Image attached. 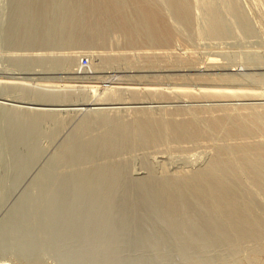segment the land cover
<instances>
[{
    "label": "rangeland",
    "instance_id": "obj_1",
    "mask_svg": "<svg viewBox=\"0 0 264 264\" xmlns=\"http://www.w3.org/2000/svg\"><path fill=\"white\" fill-rule=\"evenodd\" d=\"M52 1L0 0V260L11 258L19 264L252 263L253 250L261 248L253 239L242 240L230 228L229 232L234 238L229 241V238L216 236L215 233L219 232L211 227L215 238L210 237L212 232L208 225L209 222L213 225L215 220L203 205L197 204L185 189L178 191L183 193L176 195L174 204H169L159 188L166 178H169L172 187L175 182L173 176L176 174L198 172L207 167L215 154L214 144L229 140L222 138V135L212 134L213 137L209 140L206 137L202 141L167 139L168 141H163L170 146L161 140V143L147 141V144L144 136L139 134L141 140L137 136V125L133 126L137 124L136 119L132 121L131 118L134 119L132 115H137L135 110L139 108L146 111L151 109L157 116L163 115V112L168 115L165 114L167 109V113L175 112L177 116L176 112H181L180 109L192 111L201 108L213 112L220 110L221 113L227 107L239 108L240 105V108L257 105L264 109V0H188L190 7L194 8H191L192 21L186 23L176 13H169V20L180 29L174 27L179 30L180 34L177 31V35L181 36H176L175 39H179L177 46L173 45L175 48L164 49L166 53L161 51L163 55L160 51L157 52L162 56H158L163 59L162 64L160 58L157 59L159 62L155 61L158 54L150 53L156 57L151 60L160 64L153 63L152 66L148 60L153 56L149 58L150 54L144 55L148 51L145 49L146 52L141 53L144 48L140 50L139 47L138 51L133 48L139 54L132 48L127 52L129 54H125L127 56L123 54L126 57L124 59L131 61V64L123 58L121 59L124 61H121L119 57L122 53L116 54L120 62H113L116 61V47L122 43L125 47L126 40L122 36L124 32L114 31L115 28L111 27L107 32L110 37L105 35L104 40L101 39L102 36L99 39V34L88 32L89 20L97 18V15L87 13L89 10H82L89 9L87 0ZM166 1L169 3V0L159 2L167 8L169 4ZM74 2L81 4L78 10H74L78 13L75 18L67 17L72 11H68L69 7L74 5V9L77 8ZM52 4L53 11L52 6L49 7ZM47 8H51L54 13L50 14L49 11L50 15H47V11V17L39 13L45 14ZM81 12L87 13L89 18ZM65 13L68 15L65 16ZM77 17L81 19L78 20ZM84 25H88V29L80 28ZM71 26L78 28L72 30ZM67 27L71 28L69 33ZM69 34H74L75 38L80 34L79 41L81 38L89 39L85 46L89 48H84L85 42L81 41L79 44L74 39L81 47L78 50L75 46L77 49L70 52L68 46L72 47L75 43L71 44L73 39L70 38L73 36L70 37ZM90 38L97 40V44L99 40H103V43L105 41L109 52L103 50L107 48L99 49L103 43L99 42L98 46ZM88 42L94 45L91 50L98 51H89L92 44ZM187 43H190L189 49L186 48ZM119 49L120 52L123 51L122 47ZM104 51L107 55L113 51L114 56L110 53L107 58ZM102 54L107 61L112 59V62L105 63L107 61L103 60ZM178 58H187L189 64L181 63L179 66L176 62L172 63ZM210 58L217 61L213 67H206ZM84 59L88 60L86 64ZM144 60H147V66ZM91 63L96 64L97 68L92 65L95 70L90 68ZM76 69L80 73H75ZM231 70L237 74L233 76L237 79L224 83L212 80L215 85L218 84L216 87L220 85L219 88L232 90L246 88L254 92V95H222L216 99H203L202 96L197 98L198 96L193 95L195 98H192L188 94L179 97L182 92L179 95L175 92L178 91L177 87L186 88L184 85L193 89L197 87L195 90L198 91V87H203L200 81L206 88H213L215 85L210 83L211 80L209 82L203 76L209 74V77H213L217 73L227 74ZM189 77L192 79L187 81ZM199 77L201 80L198 82ZM181 83L185 84L182 86ZM132 86H141L142 91L141 88L137 89V95L136 89L131 90ZM166 87L168 90L163 89ZM241 87L243 88L239 89ZM149 88L154 90L152 94ZM169 89L173 94L171 91L169 94ZM161 90L167 91L168 99L166 96L159 98L156 92ZM107 110L121 126L118 129L121 128L122 133L125 130L128 132L123 134L124 137L120 135V139L117 136L122 142V148L119 146L120 142L117 145L114 143L118 141L115 137L121 131L117 129L116 121L110 118ZM103 111L108 113H105L108 118ZM185 111H182L184 115ZM101 112L104 118L112 122L107 120L105 123L103 120L104 123H96L95 118L100 116L102 119ZM204 114L206 113L201 116ZM180 115L182 114H179L178 119L183 118ZM187 116L189 117L188 112L184 118ZM87 117L93 121L86 120ZM120 117L125 118L123 120L127 121L124 122L126 126L124 123L122 126ZM131 125L135 127V131L133 127L130 129ZM123 127L128 129L122 130ZM111 130L115 132L114 135ZM115 130L120 132L116 133ZM130 130L136 134L133 135L135 138L131 136ZM105 131L111 133V136L107 134L109 139L111 137L110 140L104 134ZM101 134L105 135L106 142L101 141ZM98 135L101 140L96 138ZM128 138L133 139L129 141L131 144ZM260 138L257 136L253 140ZM84 142L93 145L86 146ZM109 145L112 146L111 151ZM112 148L115 151L112 152ZM106 163L112 164V171ZM93 171L95 173L91 174ZM241 174L239 188L248 193L250 207L264 219V194L255 187L250 174L245 171ZM206 226L208 231L203 232ZM259 259L264 264L263 251Z\"/></svg>",
    "mask_w": 264,
    "mask_h": 264
},
{
    "label": "bare ground",
    "instance_id": "obj_2",
    "mask_svg": "<svg viewBox=\"0 0 264 264\" xmlns=\"http://www.w3.org/2000/svg\"><path fill=\"white\" fill-rule=\"evenodd\" d=\"M159 1L158 0H87V2H88L87 4L89 5L88 6L89 9L82 8V10H85V11L89 10V11H87V13L88 12H90V13L92 12L93 14L97 15V18H93V19L89 20V23H90L89 29H88V27H86L88 25H84L82 27L80 26V28L82 29V28L85 27V28L88 29V32L95 33L96 35L99 34L98 35L99 39L102 36L101 39H103V40H104L103 37H105V35H107L108 29L111 28V27H114L115 28L114 31H117L118 32V30H121V31L124 32L125 35L123 34L122 36H124V39L126 40V42L123 40V42H125V47H123L124 46L123 43H122L123 46L122 45L120 46V44L118 45L119 47H116L115 46L116 48H118L117 50H119V52L117 50L114 51L115 52V56H116V61L113 60V62H117L121 58H123V59L126 58L124 56H127L125 54H129L127 52H129V50L131 48H132L133 51L135 50V52H137L139 48H140V50L144 48L143 50H141V53L146 49L148 52L145 53L144 55H146V54L149 55L150 53H153L154 55H157L158 54L157 52H159V51H160L159 53L161 54V51H163L166 48H170V49L171 48H175L174 46H177L176 45L177 44L176 42H178L177 40L181 36V35L180 36L177 35V31L179 33V30L180 29L176 25H174V24L172 25V22L169 20V17H170L169 16V13L172 11V12L176 13L182 20H184V22L189 23L190 20H191V17L193 16V14L191 15V11H193L192 9H194V8L193 7H190V5H191V4H189V1L190 0L189 1L188 0H169V3L166 1L167 4H169V7L167 6V8L166 7H163L162 6V3L160 4ZM31 2H33V1H31ZM38 2H40V1H38ZM51 2H53V1L51 0ZM65 2H68V1H65ZM80 2H82V0ZM84 2H86V0ZM84 2L82 4H84ZM166 2H164V3L166 4ZM28 3L30 5V2H28ZM34 3H36V2H34ZM76 3L78 4V1ZM76 3H75V6L77 5ZM41 4H44V3H41ZM53 4L49 6V7L52 6L51 7L52 8V11H53V6H54ZM80 5L81 4L79 3V5H77V8L76 9H74L75 8L74 5L71 6L73 8L69 7L70 5L69 6L67 5L70 8V9H68V11L69 10H72L73 12L71 11L72 12V16H71V12H70V15L67 14L68 16L65 13V16H67V17L70 16V18L74 16V18H75L76 17L75 14L78 13V12L75 13V11L79 9L78 6H80ZM85 5H86V3H85ZM43 6L44 5H42V7ZM50 9L47 8V10H45V14L43 12H40V11H39V13L40 14L42 13V15H44L45 17H47L46 16L47 11H48V14L47 15H50V14L54 13V12H51ZM49 11H50V14H49ZM64 11H66V10H64ZM64 11H63V14H64ZM68 11H66V12H68ZM32 13H33V11H32ZM81 13L83 15H87V13L86 14H84L83 12H81ZM67 17H65V18H67ZM78 17H81V16H78ZM83 17H85V16H83ZM87 18H89V16ZM79 19H81V18H78V20ZM34 20H36V19H34ZM72 22L73 21L70 22V25H71ZM75 22L76 21H74V23ZM78 23H79V21H78ZM80 23L82 25L83 21L80 22ZM67 24L68 23L66 22V25ZM20 25H18V26H20ZM174 27L177 28V29H179V30H176ZM71 28H72V26H71ZM74 28H76V27H74ZM74 28H72V30H75ZM67 29H68V27H67ZM70 29H68V33L70 32L69 31ZM197 29L199 30V28H197ZM218 31H220V30L218 29ZM111 32H113V31H111ZM74 33H76V32H74ZM70 35L71 34H69V36ZM73 35H71L70 37H72ZM79 35H78V37H79ZM176 36H179L178 39H175ZM73 37L70 38V39H73V40L76 39V40H78L77 43L83 41V42H85V44H83L84 45V48H89L88 46L85 47L86 44H87L86 42L89 39L88 40L85 39L86 40L85 41V40H82V38H81V41H79L80 40V37H79V39H78V37H76V38L75 37L73 38ZM87 37H89V36H87ZM107 37H110V36L107 35ZM93 39L94 38H92V39L90 38L91 41H93ZM73 40L71 41L72 42L71 44L75 43V41H76V40H74V41ZM103 40H102V42L99 40L98 41V44H97V40H94V41H96L95 44H97L99 46L100 45L99 42L103 43ZM174 40H176V41H174ZM64 41H66V40H64ZM182 41H184V40H182ZM173 42H175V44ZM77 43H75V45L73 44L72 47H69L71 45L68 46V49L70 50V52L73 49H77L75 46H77L78 47V50H79V47H81V45L79 46ZM88 43H91V42H88ZM104 43L101 44V45H103V46H101V48L99 46V49L107 48L106 47L107 44H106L105 41H104ZM91 44H92V46L90 47L89 51H94V52L98 51L96 49L95 50L94 49L91 50V48H94L93 43H91ZM185 45H187V47ZM185 45L184 46L189 49L188 45H190V43L189 44L187 43ZM73 46H74V48H73ZM111 47H112V45H111ZM111 47H110V49H111ZM120 47L123 48V51L122 52H120V49H119ZM137 47H139V48H137ZM116 48H114V49H116ZM133 48H136L137 51H136V49H133ZM108 49L109 48L103 49V50H106V51L109 52ZM106 51H104V53H103L104 55L106 54L105 57L110 56V53L111 52L108 53V55H107V53H105ZM133 51H130V52L133 54L134 53ZM149 51H151V52H149ZM165 51L166 50H164V52H162V53L163 54L166 53ZM167 51H168V49H167ZM73 52H74V50H73ZM99 52H100V50H99ZM114 52L112 51V53H114ZM144 52H146V51H144ZM173 52H172V54H173ZM101 53L102 52H100V54ZM120 53H122L121 57L118 56ZM137 53L139 54V52H137ZM103 54H102V56L104 58V55ZM116 54H118V55H116ZM123 54H124V56H123ZM132 54H130V55L133 56ZM153 54H150L149 55V58L152 57ZM163 54H161V55H163ZM141 55H143V54H141ZM161 55L158 54L157 57L158 56H161ZM133 58H134V56H133ZM133 58L131 57V59H133ZM153 58H156V57L153 56L152 58H150L148 60L149 64H151V66L154 65L156 62H159V61L161 62L163 60L160 57H158V58L155 59V61H156L155 62V61H153L154 60ZM179 58L177 59V61H175L176 58H175V60L172 59L173 60L172 63H175L176 62V63L179 64V66H181V63H182V65H184V63L187 64L189 62L187 58H184V59L183 58L182 59H179ZM106 59L104 58L103 60L107 61ZM151 59H153V60H151ZM157 59H159V61ZM111 60L108 59V61L105 62V63H109V61H111ZM124 60H127V59H124ZM124 60L121 59V61H124ZM164 60H165V58H164ZM191 60H194V59H191ZM127 61H129V60H127ZM216 61L217 60L215 58H210L209 61H208L209 64L206 65V67H208V66L209 67L210 66L213 67V65H215V62ZM118 62H120V61H118ZM144 62H145V60H144ZM146 62H147V60H146ZM190 62L192 63V61H190ZM102 63H104V62H102ZM128 63L131 64V61H129ZM172 63L170 65L174 66V64H172ZM191 63H190V65H191ZM156 64H159V63H156ZM161 64H162V62H161ZM178 64H177V66H178ZM197 64L199 65V63H197ZM92 65L93 64L91 63L90 68H92V69L94 68V70H95L97 68L95 66L96 64L94 63V65H93L96 68L93 67ZM142 65H144V64L142 63ZM146 66H147V63H146ZM177 66L175 65V67H177ZM141 67H144V66H141ZM141 67H140V69H141ZM154 67H151V68H154ZM178 68H180V67H178ZM196 68H194V69H196ZM94 70H92V71H94ZM197 72H199V71H197ZM75 73H80L79 72V69H76ZM208 75L209 74H207V76ZM236 75L237 74L236 73H233V71L231 70V72H228L227 74H225V73L224 74H218L217 73V76L211 77L212 76L211 75L210 77L208 76V78H207V76H203V77H205L206 79H208L207 81H209V82L211 80L210 83H212L213 85H215L212 82V80H216L217 83H220L218 81V80H220V81H223V83H224V81L225 82L226 81H232V80H234V78L237 79L236 77H233V76H236ZM140 76H142V75H140ZM168 76H170V75H168ZM135 77H137V76H135ZM171 77H172V75H171ZM200 77L202 78V76H200ZM200 77L197 80L198 82L201 80ZM167 79H166V81H167ZM185 79L186 78H184V80ZM190 79H192V78L189 77V79H186V80L188 81ZM202 81H204V80H202ZM207 81L206 82L204 81L205 84L207 83ZM239 81L240 80H238V82ZM175 82H176V80H175ZM167 83L169 84V81ZM185 83H187V82H185ZM185 83H183V84H185ZM199 83L203 84V87H202V89H201V87H198V88H200V89H198V91L195 90V89H197V87L195 89H193V87H191V86H190V88H188L189 87L188 85H184V86H186V88L185 87L184 88L181 87L182 89H180L179 87H177V90L178 91H175V92H178V95H179V92L180 93L182 92L179 97H181L182 95L188 94L192 98L194 96H196V97L198 96L197 98H199L200 96H202L203 99H205L204 97H206V98L209 97V99L210 98L212 99V97H213V98L216 99L219 96L221 97L222 95H223V97H227V96L229 97V95L230 96H237V97L238 96H241V95L242 96H249L247 94L254 95L253 94L254 92H252L251 90H248L246 88L242 89L243 87L239 88V89H242V90H232V88H227V89L226 88L225 89L224 88H219L220 85L217 88L216 85H218V84H216L215 87H213V88L211 86H210L211 88H209V86H207V88H206V86H204V83H202L201 81ZM223 83H221V86L223 85ZM172 84H175V83L172 82ZM183 84H182V86H183ZM189 85H190V83H189ZM206 85H210V84H206ZM136 86H132V89L131 90H133V89H136L137 90V89L141 88L140 91H142V87L141 86L140 87H136ZM166 86H168V88L170 87L167 84H166ZM204 87H205V89H203ZM149 89L151 90V94H152V91H154V90H152L151 88H149ZM149 89H145V90L147 91ZM163 89L168 90L167 87L166 88H163ZM136 90H134V91H136ZM174 90H176L175 87H174ZM146 91H145V93H147ZM170 91L171 90L169 89V94H170ZM137 92H139V90H137L136 93ZM166 92L167 91H164V90L162 91L161 90V91L156 92V94L159 96V98H161V96L162 97H165L168 94ZM138 94L139 93H137V95ZM172 94H173V92H172ZM244 94H246V95H244ZM157 95H155V96H157ZM188 95H186V96H188ZM225 95H227V96H225ZM190 96H188V97H190ZM166 97L168 99V96H166ZM240 106H239V108H234L233 106H232L233 108H228L227 107V108H225V110H223V111L221 110L222 113L220 112V110L218 111L220 113H218L217 111L214 110L215 112H217V113H215L212 110H206V109H201V108H199L198 110H197V108H195V110H192V111H185V109H183V110L180 109L181 112L182 111H185L186 114H187V112L189 113V117L187 116L185 118H184V116L186 114L184 115L183 114L184 112H182V113L181 112H178L179 110H177V112H176V113H178V116L176 114H174L175 112H172L173 114L171 112L170 113H167L168 112L167 111L168 109L166 110V113L165 114H168L169 116L168 115H164V112L162 113L164 116L163 115L157 116L156 114H154L155 112H153V110L151 111V109L150 110L147 109L148 111H146L144 109H140L139 108L140 110L139 109L138 110L137 109L135 110V112L136 111L138 112V113L136 112L137 115H135V114L132 115V117L134 116V119L131 118L132 121L136 119L135 122L137 124H135V122L134 123L132 122V123L135 124L133 126H136L137 125L136 128L138 129L139 133H137L138 132L137 129L135 131V129H134L135 127H133L132 125H131L130 129L133 127V129H134L133 131H135L136 134H138L137 136L139 138H140V136L141 137L144 136L143 138H145V140H146L145 142L146 143H147V141H151V142L159 141L160 142V140H161V142L169 145L168 142H164V141H168L167 139H174V140H177V141L178 140H196V141H199V139H201V141H202V138H205L206 137V140H209V138H211V137H213L214 135H217V134L222 135V138L224 137L227 140H229L227 142L215 143L214 144L215 154H214L212 160L207 165V167H205L204 169H202V170H200L198 172H192V173H190V172H182V173L176 174L175 176H173L174 177V180L173 181H175V182H174V184H173L172 187L170 186L169 178H166L160 184L159 188L161 189V193L165 197L166 202H168L169 204H174V202H176V195L178 193H183V192H178V191H181L182 189H185V191H187L188 193H190L191 196L194 198L195 202L197 204L203 205L209 211L208 214L210 213L209 215H211L213 217V219L215 220V223L213 222V225H211L212 222H211V224L209 222V225L208 224L207 225L209 226V229H210V227L212 228V230H213V228H215L214 229L215 232L216 231L219 232V234L217 232L215 233L216 236L220 235L221 238H223V237L224 238H227V239L229 238V241L230 240L232 241L234 237L229 232V229L231 228V231H236L237 232L236 233L237 234L236 236H238L240 239H242V240H244V239H253L254 240V243L256 242L261 248H258L257 245H256L257 248L254 249L253 252H252V255H253L252 256V263L250 262V264H262V260L259 259V255L262 253V251L264 252V244H263V242H264V219H262L257 213H255L252 210V208L250 207V204H249V197L247 195L248 193L246 194L245 193L246 191L244 192V191H242L239 188L238 181L241 180V178H242L241 172L242 171H245L248 174H250L251 180H252L253 184L256 185L255 187L258 188L259 192H261L262 194H264V109L261 108V107H257V105L256 106L255 105L254 106L253 105L252 106L251 105L250 106H243L241 108H240ZM180 108H183V107H180ZM103 112H104V115L105 116H106V114L108 115L107 112H109V114H110V111H108V110H107V112H105V111H103ZM103 112H101L102 119H100V116H99V118H95L96 119L95 120L96 123L99 122V121L100 122H103V120L105 121V123L107 122V120H108L107 118L108 117L106 116L107 118H104V116H102L103 115L102 114ZM95 113H98V115L100 114L99 112H95ZM95 113H94V115L96 117L97 114H95ZM203 113H206L207 115L204 114L203 117H202L201 114H203ZM170 114H171V116H170ZM179 114H182L183 115V118H179L178 119ZM90 115H89V117H90ZM114 115H116V114H114ZM182 115H180V116L182 117ZM109 116L113 120L114 117L113 116L111 117V114ZM127 116H129V115H127ZM89 117H87L86 120L92 122L93 120L92 119L90 120ZM117 117L118 116H116V118ZM120 118H122V117H120ZM123 119L125 120V118H122V120H121L122 126H123V123L124 122H127V121H124ZM127 119L130 120L129 117ZM112 120L111 121L108 120V121L109 122H112ZM114 120L116 121V123L115 122L114 123L117 124L116 126H117V129H118V126H120V125H119L118 121L115 118H114ZM118 120L120 122L119 117H118ZM88 121H87V123H88ZM95 121H94V123H95ZM109 122L107 124H109ZM128 124H130V123H128ZM90 125H91V123H90ZM110 125H111V123H110ZM124 125L126 126L125 123H124ZM116 126H115V128H116ZM88 127H89V123H88ZM125 129H124V127L122 128V130H125ZM112 130L110 132H112V134H113L114 131H112ZM118 130L121 131V128H119ZM133 131L132 130L129 131V132H132V134H131L132 137L135 134V133L133 134ZM110 132H108V133L107 132L106 133L103 132V133L105 135L109 134L111 136V133ZM119 132L116 131V133H119ZM125 132H126V130H125ZM125 132L122 133V131H121L120 132L121 134L116 135V137L115 136L114 137L118 140L117 136L120 139V137H121L120 135H123ZM90 133H91V131H90ZM126 133H128V132H126ZM136 134H135V136H136ZM139 134H140V136H139ZM212 134H213V136H212ZM105 135L104 136L102 135V138H103L102 140L100 139L101 138L100 135H98L97 137L96 136H94V137L98 138V140L100 139L101 141H105L106 142V140H104L105 139L104 138ZM125 135H127V134H125ZM257 136L258 137H261V138L258 139V140H253L254 138H257ZM92 137H93V135H92ZM123 137H124V135H123ZM107 138H108V135H107ZM133 138H135V137H133ZM143 138H142V140H143ZM110 139H111V137H110ZM121 139H125V138H121ZM136 139H137V137H136ZM85 140H86V138H85ZM132 140L133 139H129L128 138V142L129 141L131 142ZM140 140H141V138H140ZM83 141L84 140H82L81 142H83ZM93 141H95V139ZM143 141H142V143H143ZM96 142H97V139H96ZM105 142H103V143H105ZM114 143H115V145H117L116 143H119L120 144L119 146L122 148V142H121V140L120 141L118 140V141H116ZM124 143H125V141H124ZM124 143H123V145H125ZM134 143H136L135 142V139H134ZM80 144L82 145V143H80ZM85 144H86V146H90L91 145L90 147H92V145H93V144H90L89 145V144H87V142ZM85 144H84V146H85ZM147 144H149V143H147ZM105 145H107V144L105 143ZM112 145H114V144H112ZM151 145H153V144H151ZM154 145L156 146L155 143H154ZM84 146H83V149H84L83 151L86 150V146L85 147ZM107 146L105 147L106 149H108ZM109 146H110L109 147L110 148L109 151H111V147L112 146L111 145H109ZM93 147L95 149H97L96 146H93ZM116 147H118V146H115L114 148H116ZM118 149H119V147H118ZM118 149H116V150H118ZM75 150H77V148H75ZM78 150H79V148H78ZM80 150H82V148H80ZM113 150L114 149L112 148V152H113ZM86 152H88V151H86ZM70 155H71V153H70ZM83 155H84V152H83ZM87 156H88V154L86 155V157ZM92 157H94V156H92ZM106 164L109 165L110 167L112 165L110 163L109 164L106 163ZM115 165H117V164H115ZM104 167H107V166L104 165ZM110 169L112 171V167ZM115 169H117V167ZM106 172H107V169H106ZM94 173L95 172L93 171V173H91V174H94ZM119 174H121V172H119ZM255 193H257V192H255ZM196 216L198 217V215H196ZM199 216H201V215H199ZM205 216H207V215H205ZM201 219H203V218H201ZM201 219H199V220H201ZM207 229L208 228L206 226V229H203V232H204V230H207ZM212 230L211 229L209 230V231L212 232L209 236L210 237L213 236L215 238V235H213L214 232ZM209 233L210 232H208V234ZM230 238H232V239H230ZM227 239H225V240L227 241ZM214 241L216 242L217 241V238ZM220 241H223V240L220 239ZM218 242H219V239H218ZM240 242H243V241H240ZM0 264H19V263L13 261L11 258H3L2 260H0Z\"/></svg>",
    "mask_w": 264,
    "mask_h": 264
},
{
    "label": "built area",
    "instance_id": "obj_3",
    "mask_svg": "<svg viewBox=\"0 0 264 264\" xmlns=\"http://www.w3.org/2000/svg\"><path fill=\"white\" fill-rule=\"evenodd\" d=\"M88 62V60L87 59H84V64H86Z\"/></svg>",
    "mask_w": 264,
    "mask_h": 264
}]
</instances>
